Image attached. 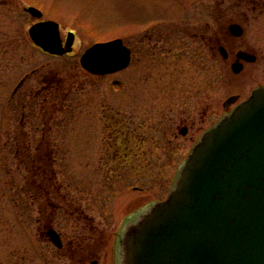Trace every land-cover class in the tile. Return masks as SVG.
Masks as SVG:
<instances>
[{
  "label": "rangeland",
  "instance_id": "374dc122",
  "mask_svg": "<svg viewBox=\"0 0 264 264\" xmlns=\"http://www.w3.org/2000/svg\"><path fill=\"white\" fill-rule=\"evenodd\" d=\"M6 1L0 5V264H117L124 223L164 200L202 133L264 84V6ZM28 5L43 17L26 13ZM47 19L60 24L62 39L74 32L70 53L53 56L33 45L29 27ZM231 23L242 26L240 37L228 31ZM115 38L133 50L128 68L96 76L81 67L86 48ZM241 50L256 60L234 73ZM231 96L235 101L225 106ZM50 228L61 248L50 241Z\"/></svg>",
  "mask_w": 264,
  "mask_h": 264
},
{
  "label": "water",
  "instance_id": "95a60500",
  "mask_svg": "<svg viewBox=\"0 0 264 264\" xmlns=\"http://www.w3.org/2000/svg\"><path fill=\"white\" fill-rule=\"evenodd\" d=\"M27 11L42 16L36 7ZM228 30L235 37L243 34L239 24H230ZM28 32L47 53L72 51L74 34L68 32L63 43L53 20L38 21ZM219 51L227 58L223 46ZM255 59L238 51L231 69L239 73L240 60ZM79 62L92 74H111L128 66L130 51L116 38L91 45ZM47 235L62 247L57 231L50 228ZM118 264H264V86L201 135L165 200L126 222L118 241Z\"/></svg>",
  "mask_w": 264,
  "mask_h": 264
},
{
  "label": "flooded vegetation",
  "instance_id": "af4514ba",
  "mask_svg": "<svg viewBox=\"0 0 264 264\" xmlns=\"http://www.w3.org/2000/svg\"><path fill=\"white\" fill-rule=\"evenodd\" d=\"M248 1V0H247ZM250 2H252L254 5H253V8H255V7H261V6H264V0H249ZM2 2H7L6 0H0V5H2L1 3ZM249 2V3H250ZM30 5H28V6H23V9H24V11L26 12V13H28L30 16H31V14L27 11V8L29 7ZM43 17V16H42ZM41 17V18H42ZM53 20V19H52ZM29 30V29H28ZM68 32V31H67ZM29 34V33H28ZM205 41V40H204ZM207 41L209 42V38L207 39ZM123 43H124V45L129 49V51H130V62H129V64H128V66L126 67V68H128L130 65H131V63H132V60H133V50L131 49V47L129 46V45H127L124 41H123ZM220 46H222V45H220ZM204 48H205V50H208L209 51V49H208V47H206L205 46V43H204ZM205 50H204V54H206L205 53ZM227 51V50H226ZM145 55H146V52H145ZM164 54H162V52H160V48H158V50H157V53H156V56H155V59H156V63L157 64H161V63H164L163 61H162V56H163ZM227 55H228V51H227ZM147 56V55H146ZM157 61H159V63L157 62ZM125 68V69H126ZM168 68V67H167ZM176 72V71H175ZM160 73H162L161 71H160ZM173 73V72H172ZM25 80V79H24ZM24 80L23 81H21L19 84H18V86L15 88V90H14V92H16V90L23 84V82H24ZM227 109V108H226ZM224 115H228V112L226 113V114H224ZM185 129V128H184ZM185 131H186V129H185ZM183 132V129L181 130V133ZM141 212V211H140ZM135 217V216H134ZM133 217V218H134ZM126 224V223H125ZM124 227L125 226H123L122 227V229L120 230V233H119V235H118V239H117V264H118V241H119V238H120V234H121V232L124 230Z\"/></svg>",
  "mask_w": 264,
  "mask_h": 264
},
{
  "label": "trees",
  "instance_id": "16d2710c",
  "mask_svg": "<svg viewBox=\"0 0 264 264\" xmlns=\"http://www.w3.org/2000/svg\"><path fill=\"white\" fill-rule=\"evenodd\" d=\"M27 156H28V155H27ZM27 156H26V157H27ZM32 162H33V161H32ZM32 165H33V163H32ZM27 169H28V168H27Z\"/></svg>",
  "mask_w": 264,
  "mask_h": 264
}]
</instances>
